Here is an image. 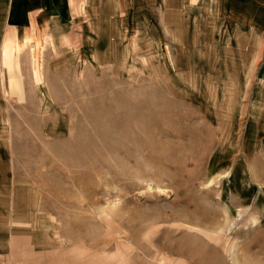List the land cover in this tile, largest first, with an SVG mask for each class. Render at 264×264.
<instances>
[{"label": "rangeland", "instance_id": "obj_1", "mask_svg": "<svg viewBox=\"0 0 264 264\" xmlns=\"http://www.w3.org/2000/svg\"><path fill=\"white\" fill-rule=\"evenodd\" d=\"M236 1L100 0L31 44L0 0V264H264V14Z\"/></svg>", "mask_w": 264, "mask_h": 264}, {"label": "crops", "instance_id": "obj_2", "mask_svg": "<svg viewBox=\"0 0 264 264\" xmlns=\"http://www.w3.org/2000/svg\"><path fill=\"white\" fill-rule=\"evenodd\" d=\"M100 0H11L20 7L12 14L11 22L5 25L3 35L12 34L31 41L41 42L45 36L53 38L64 27L80 28V22L87 26V17L93 5ZM233 2L241 4L240 1ZM258 5L264 14V0H251L243 4L246 8ZM86 25V26H85ZM20 51V46L18 47Z\"/></svg>", "mask_w": 264, "mask_h": 264}, {"label": "bare ground", "instance_id": "obj_3", "mask_svg": "<svg viewBox=\"0 0 264 264\" xmlns=\"http://www.w3.org/2000/svg\"><path fill=\"white\" fill-rule=\"evenodd\" d=\"M41 80V79H40Z\"/></svg>", "mask_w": 264, "mask_h": 264}]
</instances>
